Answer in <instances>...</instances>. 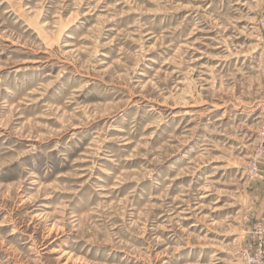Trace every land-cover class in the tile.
I'll return each instance as SVG.
<instances>
[{
    "label": "rangeland",
    "instance_id": "obj_1",
    "mask_svg": "<svg viewBox=\"0 0 264 264\" xmlns=\"http://www.w3.org/2000/svg\"><path fill=\"white\" fill-rule=\"evenodd\" d=\"M264 0H0V264H243Z\"/></svg>",
    "mask_w": 264,
    "mask_h": 264
},
{
    "label": "built area",
    "instance_id": "obj_2",
    "mask_svg": "<svg viewBox=\"0 0 264 264\" xmlns=\"http://www.w3.org/2000/svg\"><path fill=\"white\" fill-rule=\"evenodd\" d=\"M260 28L264 30V16L260 19ZM257 136L254 148L245 166V174L253 181L258 173L259 165L264 160V99L258 104ZM243 264H264V228L255 223L249 232L247 243L238 250Z\"/></svg>",
    "mask_w": 264,
    "mask_h": 264
},
{
    "label": "crops",
    "instance_id": "obj_3",
    "mask_svg": "<svg viewBox=\"0 0 264 264\" xmlns=\"http://www.w3.org/2000/svg\"><path fill=\"white\" fill-rule=\"evenodd\" d=\"M250 218L264 226V160L260 163L256 178L249 186Z\"/></svg>",
    "mask_w": 264,
    "mask_h": 264
}]
</instances>
